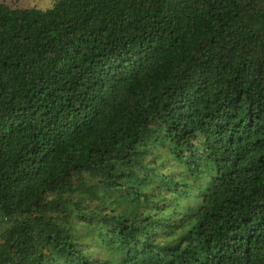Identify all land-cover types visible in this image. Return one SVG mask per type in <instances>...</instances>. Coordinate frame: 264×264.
<instances>
[{"label": "trees", "instance_id": "1", "mask_svg": "<svg viewBox=\"0 0 264 264\" xmlns=\"http://www.w3.org/2000/svg\"><path fill=\"white\" fill-rule=\"evenodd\" d=\"M0 264H264V0H0Z\"/></svg>", "mask_w": 264, "mask_h": 264}, {"label": "rangeland", "instance_id": "2", "mask_svg": "<svg viewBox=\"0 0 264 264\" xmlns=\"http://www.w3.org/2000/svg\"><path fill=\"white\" fill-rule=\"evenodd\" d=\"M10 6L16 7H37V8H46L50 5L52 0H2Z\"/></svg>", "mask_w": 264, "mask_h": 264}]
</instances>
